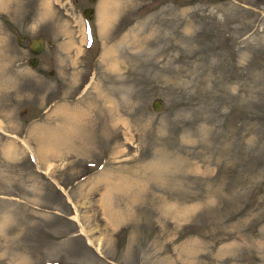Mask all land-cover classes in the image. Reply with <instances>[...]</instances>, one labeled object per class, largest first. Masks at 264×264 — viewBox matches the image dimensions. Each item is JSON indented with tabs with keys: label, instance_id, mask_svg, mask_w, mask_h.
<instances>
[{
	"label": "rangeland",
	"instance_id": "374dc122",
	"mask_svg": "<svg viewBox=\"0 0 264 264\" xmlns=\"http://www.w3.org/2000/svg\"><path fill=\"white\" fill-rule=\"evenodd\" d=\"M221 259L264 264V0H0V264Z\"/></svg>",
	"mask_w": 264,
	"mask_h": 264
},
{
	"label": "water",
	"instance_id": "95a60500",
	"mask_svg": "<svg viewBox=\"0 0 264 264\" xmlns=\"http://www.w3.org/2000/svg\"><path fill=\"white\" fill-rule=\"evenodd\" d=\"M90 3L94 2L95 0H88ZM93 8L91 6H87L83 9V13L85 17L91 18L92 16ZM31 46H29V51L32 53L31 57H29L28 62L31 65H34V63L37 60L36 54L42 49V40L39 37L34 38L32 41H30ZM160 103L158 100L154 99L152 103V107L154 109H157L159 107Z\"/></svg>",
	"mask_w": 264,
	"mask_h": 264
},
{
	"label": "bare ground",
	"instance_id": "6f19581e",
	"mask_svg": "<svg viewBox=\"0 0 264 264\" xmlns=\"http://www.w3.org/2000/svg\"><path fill=\"white\" fill-rule=\"evenodd\" d=\"M108 5H110V4H108ZM104 6V5H103ZM106 6V5H105ZM108 7V6H107ZM103 9H105L104 7H103ZM102 9V10H103ZM104 12V11H103ZM107 12V11H106ZM111 12V11H110ZM105 13V12H104ZM111 14H112V12H111ZM111 14H107V15H111ZM101 15H103V14H101ZM105 17H107V16H105ZM100 18H102V17H100ZM110 18V17H109ZM100 21H101V23L104 21V19L102 20V19H99ZM107 20V19H106ZM108 22H109V20H108ZM107 22V23H108ZM101 25V24H100ZM104 25V24H103ZM105 27V26H104ZM108 53V52H107ZM108 54H111V53H108ZM106 55V54H105ZM104 56V55H103ZM102 56V57H103ZM105 102H108V101H105ZM54 113V112H53ZM74 114H76V113H74ZM78 114V113H77ZM71 116V117H70ZM69 117L71 118H69L70 120H71V122L73 123V122H75V119L76 118H72L73 116L72 115H70ZM75 116V115H74ZM78 116V115H77ZM76 116V117H77ZM80 116H82V115H80ZM68 119V118H67ZM62 125V124H61ZM73 126H74V124H73ZM59 128H61V127H59ZM59 128L56 130V131H53L54 133H51V135H52V137L53 136H56L55 134H63V128H62V130H59ZM73 127L72 126H69L68 125V129H66V132H70V130L72 129ZM54 129V128H53ZM65 132V131H64ZM41 140H44V139H42V137H41ZM46 142V141H45ZM23 143H24V145L26 146V147H28L30 150H31V148L29 147V145L25 142V141H23ZM40 146H42V145H40ZM44 147V146H43ZM56 147V146H55ZM45 149V148H44ZM49 149V148H48ZM54 149V148H53ZM50 151H51V149H49ZM49 150H48V152H49ZM57 151V150H56ZM52 152V151H51ZM50 152V153H51ZM46 153V152H45ZM227 260L226 259H221L220 260V263H223V264H225V262H226ZM199 263V262H198Z\"/></svg>",
	"mask_w": 264,
	"mask_h": 264
}]
</instances>
